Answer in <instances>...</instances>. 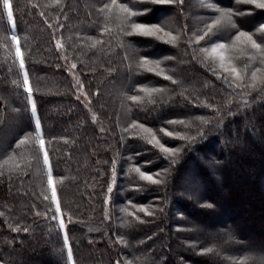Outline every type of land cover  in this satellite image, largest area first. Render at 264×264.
<instances>
[{
    "label": "trees",
    "instance_id": "obj_1",
    "mask_svg": "<svg viewBox=\"0 0 264 264\" xmlns=\"http://www.w3.org/2000/svg\"><path fill=\"white\" fill-rule=\"evenodd\" d=\"M12 3L11 22L0 4V264H264V51L235 38L244 31L264 44V9L243 0ZM216 18L211 39L197 40ZM132 22L176 39L136 35ZM213 43L226 47L213 53ZM249 175L254 183L233 185Z\"/></svg>",
    "mask_w": 264,
    "mask_h": 264
},
{
    "label": "snow or ice",
    "instance_id": "obj_2",
    "mask_svg": "<svg viewBox=\"0 0 264 264\" xmlns=\"http://www.w3.org/2000/svg\"><path fill=\"white\" fill-rule=\"evenodd\" d=\"M112 2H113V4H115V0H112ZM179 2L182 4L183 0H179ZM243 2L244 3H248V4H253V5H255L256 8L264 9V0H243ZM153 3L160 4V5H168V4L174 3V0H153ZM0 4H2V8L7 12V18L11 22L13 20V3H12V0H0ZM105 7H108V5H105ZM120 7L123 8L125 11H128L130 16H135V15H138V14H147L146 12H144V13L131 12L130 10L127 9L126 5H123V4H121ZM225 14L226 13H224L223 11L221 12L222 16L225 15ZM219 23H220V18H216L215 20L212 21V23L207 24L203 34L197 36V40H204L205 37H208L209 39H211V36L214 35L213 28L216 25H218ZM130 26H131L132 29L138 30V31L135 32L136 35H140V36H144V37H152V38H156V39H162V37L159 35V33L164 32V29L159 24H145V23L132 22ZM60 27L62 28L63 26L61 25ZM233 27H235V25H233ZM262 31H264V29H262ZM129 34H132V33H129ZM164 35L171 37V33H169V32H164ZM240 37H247L248 41L251 43V46L254 49L264 51V44L257 43V41L254 40L249 33L244 32V31H240L235 38L237 40H239ZM175 39H176V37H171V40H165L163 42L164 43H171ZM12 40L16 43V55H17V57H20V60H19L20 69L24 70L25 69V62H24V59L21 56V49H20V46H19V39H18V37L16 35H13L12 36ZM60 47H62V45L60 44L59 41H57V48L59 49ZM225 47H226V45L223 44V43H213L212 44V51H213V53H215L216 49H223ZM205 51H207V49H205ZM224 59L225 58L223 56H219L220 66L221 67H224ZM142 63H148V61L144 60V61H142ZM261 63H264V57H262ZM72 67L75 68L76 65L73 64ZM231 71L233 73H236L237 69L236 68H232ZM257 71H259V69H256V70H254L252 72V79L253 80H255V78H256V72ZM23 83H24V86H25L24 91H25V93L27 95V101L31 105V112H32L33 115H36L37 114V104H36V101L33 99V91H32V87L29 84V76H28V72L27 71H24ZM130 98L133 101L139 99V97L135 96V95L131 96ZM133 126H135V125H133ZM141 127H143V125H141ZM40 128H41V122H40L39 118H37L36 121H35V129L37 131H39ZM20 143H24V141L21 140ZM39 147H40L41 150L44 149V147H45L44 139H40L39 140ZM164 150L166 152L167 151H178V149H173V150L164 149ZM43 160H44V164L45 165H49V156H48V153L46 151H44ZM137 171H139V169H137ZM140 175H141L142 179L150 181L153 184H159L160 183L159 180L153 179L152 175H147V174H145L143 172H141ZM113 176H115V170H113ZM48 184H49V186L52 187V199H53V201H55L57 193H56V188L53 186V178H52V172H51V168L50 167H49V175H48ZM113 190H114L113 186L110 185L108 187V189H107V192L109 194H111L113 192ZM45 199H47V197H45ZM105 203H107V201H105ZM140 210L143 211V208H141ZM56 213L57 214L60 213L59 204H57ZM52 219L55 220L56 216L54 215L52 217ZM59 227H60L61 230L65 229V223H64L63 219H60ZM64 242H65L66 245L68 244L67 235H65V237H64ZM68 257H69V259H71V257H72V251H71L70 247H69V250H68ZM118 264H119V262H118Z\"/></svg>",
    "mask_w": 264,
    "mask_h": 264
},
{
    "label": "rangeland",
    "instance_id": "obj_3",
    "mask_svg": "<svg viewBox=\"0 0 264 264\" xmlns=\"http://www.w3.org/2000/svg\"><path fill=\"white\" fill-rule=\"evenodd\" d=\"M85 97V96H84ZM85 101H86V98H85ZM255 177L252 175H249V176H243V177H241V179L240 180H235L234 181V184L233 185H236V187L238 186V187H240V186H242V185H246V184H252V183H254L255 182ZM250 205V204H249ZM249 209H250V206H248V204L243 208V211H245V212H248L249 211ZM227 217L228 216H224V217H221V218H215L214 219V221H211L210 223H208V226L209 225H214V227L215 226H218V225H220L221 223H223L224 221H226L227 220ZM60 219H62V217H60ZM254 220V218L251 216V225H252V227H261V226H263V225H261V224H258L256 221H253ZM65 223V222H64ZM241 223V222H240ZM252 227H249V229H251ZM242 231H244V232H247V233H249L250 235H253L252 233H250V230H248V229H246V227H242Z\"/></svg>",
    "mask_w": 264,
    "mask_h": 264
}]
</instances>
